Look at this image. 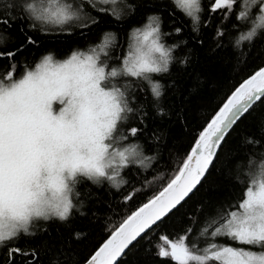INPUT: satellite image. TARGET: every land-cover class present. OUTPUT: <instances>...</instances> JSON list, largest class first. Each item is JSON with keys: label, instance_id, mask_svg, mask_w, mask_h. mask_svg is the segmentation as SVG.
Here are the masks:
<instances>
[{"label": "trees", "instance_id": "16d2710c", "mask_svg": "<svg viewBox=\"0 0 264 264\" xmlns=\"http://www.w3.org/2000/svg\"><path fill=\"white\" fill-rule=\"evenodd\" d=\"M227 1L218 7L217 0H198L191 16L174 0H118L114 7L98 0H0V83L21 80L46 60L106 50L99 59L103 86L122 99L108 144L123 164L98 181L73 178L67 217L35 221L3 242L0 264H86L179 177L233 95L264 71V0ZM64 6L77 17L53 14ZM150 24L158 28L165 63L129 75L123 60L133 35ZM262 183L264 98L226 135L195 191L118 264H224L215 254L241 246L214 233ZM180 240L184 261L168 247Z\"/></svg>", "mask_w": 264, "mask_h": 264}, {"label": "rangeland", "instance_id": "374dc122", "mask_svg": "<svg viewBox=\"0 0 264 264\" xmlns=\"http://www.w3.org/2000/svg\"><path fill=\"white\" fill-rule=\"evenodd\" d=\"M98 1L113 7L118 2ZM174 1L191 16L196 12L198 0ZM217 6L229 2L217 0ZM53 14L66 21L77 17L67 6L57 7ZM159 44L154 24L136 32L123 60L126 73L158 71L165 63ZM105 54L100 49L61 63L46 60L21 80L0 83V245L28 232L35 221L65 219L73 178L98 181L120 171L121 156L111 153L108 140L119 122L122 99L103 86L106 75L99 59ZM213 237L241 246L215 254L224 264H264V183L249 192L241 212ZM168 247L176 261L186 260L182 240Z\"/></svg>", "mask_w": 264, "mask_h": 264}, {"label": "water", "instance_id": "95a60500", "mask_svg": "<svg viewBox=\"0 0 264 264\" xmlns=\"http://www.w3.org/2000/svg\"><path fill=\"white\" fill-rule=\"evenodd\" d=\"M262 98L264 71L233 95L198 141L179 177L124 223L86 264H118L136 241L180 206L207 174L226 135Z\"/></svg>", "mask_w": 264, "mask_h": 264}]
</instances>
